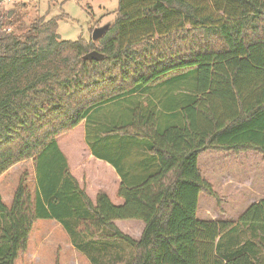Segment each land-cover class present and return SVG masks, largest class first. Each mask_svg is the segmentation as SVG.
<instances>
[{
  "label": "trees",
  "instance_id": "1",
  "mask_svg": "<svg viewBox=\"0 0 264 264\" xmlns=\"http://www.w3.org/2000/svg\"><path fill=\"white\" fill-rule=\"evenodd\" d=\"M9 14L0 16V177L31 159L36 190L24 173L10 207L0 195V264H16L37 220L61 224L94 264H263L264 243L240 245L239 227L264 229V198L237 221L200 219L198 211L201 194L222 201L200 170L202 153H254L264 162V0H119L97 45L62 40L59 18L24 27ZM93 52L99 57L88 58ZM184 78L192 92L173 97L171 120L165 109L138 104L129 121L105 130L143 140L157 165L121 183L122 204L104 191L94 202L58 138L101 107ZM90 150L119 173L111 155ZM130 220L144 222L140 240L115 225ZM124 245L129 259L108 254Z\"/></svg>",
  "mask_w": 264,
  "mask_h": 264
},
{
  "label": "rangeland",
  "instance_id": "2",
  "mask_svg": "<svg viewBox=\"0 0 264 264\" xmlns=\"http://www.w3.org/2000/svg\"><path fill=\"white\" fill-rule=\"evenodd\" d=\"M118 8L119 0H5L0 3V16L12 12V17L20 19L24 27H28L38 18L46 20L59 18L58 34L62 40L93 42L96 30L106 31L115 21ZM97 43L98 40L94 41V44ZM176 75H172L171 78ZM191 82L190 79L184 78L182 82L171 83L170 86H153L126 96L101 107L91 115V120L85 125L60 136L59 145L66 156L70 157L77 177L82 180L84 176L85 185L90 182L93 173L90 171L91 168L84 164L82 157L84 151L91 152L90 148L96 147L111 156L117 155L121 149L125 160L130 163L140 151L149 154L148 150L142 148L143 140L137 138L132 141V137L123 134L108 136L104 134L105 130L110 128L112 130L117 121L121 122V118H126L125 122L129 121L132 110L138 104L145 108L146 112L152 110L160 113L165 109L167 113H164L163 118L171 120L168 115L171 108L175 107L171 105L173 97H176L174 101L185 100L192 92ZM164 103L167 104L165 108ZM176 110L172 109L175 111L173 116H179ZM95 138L102 141L97 142ZM133 142H139L141 147L134 145ZM72 147L75 149L71 150ZM259 156L254 153L240 156L223 155L212 151L201 154L200 170L205 177L214 182L222 201L219 203L212 197L201 194L198 218L237 221L250 205L264 198V162ZM96 167L92 168L93 171ZM24 173L28 174V187L32 194H35L36 172L31 159L13 166L0 177V195L9 207ZM133 222L144 225L142 221H123L120 224L121 231L124 233L129 230L127 235L139 238L141 231L134 227ZM239 236L240 245L247 240L252 243L258 242V246L259 242L264 243V229L239 227ZM260 248L257 247V254L264 264V251ZM108 254L114 258L116 255L121 256L124 260L134 255L125 245L121 249L117 246L112 247ZM16 264H94V262L88 254L72 245L70 235L61 224L54 220H37L30 233L27 250L19 255Z\"/></svg>",
  "mask_w": 264,
  "mask_h": 264
},
{
  "label": "crops",
  "instance_id": "3",
  "mask_svg": "<svg viewBox=\"0 0 264 264\" xmlns=\"http://www.w3.org/2000/svg\"><path fill=\"white\" fill-rule=\"evenodd\" d=\"M138 143L134 145L136 146L140 145L139 147H141V144H138ZM142 148H144L147 151V148L144 146V142L142 144ZM70 149L71 150L75 149V147H72ZM149 154H147L144 151H140L138 152V154L135 155L134 159L130 163L125 160L126 158L123 156V151L119 149L118 154L112 155L111 157V159L115 161V166H117L119 170V173H118L112 161L106 162V161L97 159L92 155L90 151L86 150L83 152V155H82L84 159V164H86L87 167H90L91 168L90 171L93 173L91 175L90 182H87L86 185L84 183V176L82 180H80L77 177V173L71 164L70 157L68 159H69V163L71 166V171H72L73 176L77 179L80 186L86 189L87 194L94 202L96 201L98 192L104 191L109 195V197L112 199V201L115 204H122L123 201L117 197L118 189L121 183L125 181L127 185H133L141 181L145 177V175H147L148 173L152 172L153 170H156L157 161L154 160L152 156H150L151 154L150 155ZM94 166H97V167H96V170L93 171L92 168ZM130 221H134V220H130ZM121 223H123V221L115 222V225L120 230H122V228H120ZM133 223H134V227L139 228V230L141 231V235L139 236V238H134V239L140 240L145 224L142 225L140 223L139 225H137L136 222H133ZM128 232L129 230L125 231L124 233L128 234Z\"/></svg>",
  "mask_w": 264,
  "mask_h": 264
},
{
  "label": "water",
  "instance_id": "4",
  "mask_svg": "<svg viewBox=\"0 0 264 264\" xmlns=\"http://www.w3.org/2000/svg\"><path fill=\"white\" fill-rule=\"evenodd\" d=\"M10 17L12 16V12H10ZM106 31L102 30V29H99V30H96L93 34V40L96 41V40H99L104 34H105ZM99 55L97 52H93L91 54H89L88 58H98Z\"/></svg>",
  "mask_w": 264,
  "mask_h": 264
}]
</instances>
